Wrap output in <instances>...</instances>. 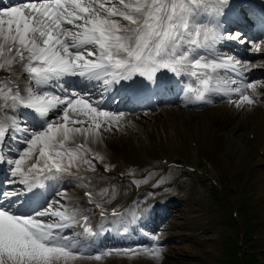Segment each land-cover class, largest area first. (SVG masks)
<instances>
[{"label": "snow or ice", "instance_id": "1", "mask_svg": "<svg viewBox=\"0 0 264 264\" xmlns=\"http://www.w3.org/2000/svg\"><path fill=\"white\" fill-rule=\"evenodd\" d=\"M231 11L230 0H23L0 7V71L7 73L0 76V163L9 166L5 183L14 186L0 189V264H68L77 255L107 254L89 239L98 235L90 217L66 202L68 188L45 190L46 182L69 176L90 187L71 169L95 172V161L104 160L91 147L103 141L99 130H119L125 113L108 108L116 102L105 98L110 88L159 87L171 73L188 103L208 102L211 94L238 108L256 102L264 85L248 82L249 64L218 47L241 37L224 30ZM258 22L264 30V12ZM69 77L100 94L73 87ZM85 196L94 202L93 192ZM95 206L106 219L102 204ZM138 250L158 253L155 243L115 251Z\"/></svg>", "mask_w": 264, "mask_h": 264}, {"label": "bare ground", "instance_id": "2", "mask_svg": "<svg viewBox=\"0 0 264 264\" xmlns=\"http://www.w3.org/2000/svg\"><path fill=\"white\" fill-rule=\"evenodd\" d=\"M255 53L258 54V52ZM255 84L258 86L261 85L259 82ZM78 87H87L90 88L95 95L100 94L98 88L87 85L86 83ZM176 91L177 88H174L168 91V93L171 97H174L173 99H178V106L182 108V106H185V102L182 98L179 99L174 96ZM263 93L264 89L258 87L255 94ZM231 98L232 100L238 99L234 94L231 95ZM262 105L264 106L263 100H257L252 106L245 104L240 108L236 107L234 103L230 105H218L216 110H213L210 115H207L206 122L203 121V125L194 126L195 133L191 134L189 137H187V134L193 132V130L188 119L182 122L180 114L183 111L166 110L159 112L156 116H152L148 113L145 114V118L147 119L146 122H152L151 130L147 128L148 125L142 120L139 121L140 126H137L133 122L122 119L119 130H117L116 127H112L110 130L107 127H102L99 130L103 137L102 143L91 145V147L99 151L104 157L109 155L113 158V156L116 155L118 158L121 157L123 162L129 163V160L144 159L147 157V154L156 158V151H154L152 147H156L161 153L164 150L180 153L184 152L185 145L188 141H195L201 153H206L207 157L215 160L219 166L227 165L230 158L235 157V159H238L246 155V153L242 155L244 153L241 151L242 146L239 145L233 137L226 135L227 128L231 124H234V121L240 120L243 124L238 126V128H242V130H245V128L250 131L252 130L256 133V136H258L259 133H264V107ZM21 112L27 113L24 109H21ZM236 116H239V118H235ZM81 119H83V117H81ZM201 119L202 118H195L198 122H200ZM247 119H250L248 125H246V123H248ZM255 122L256 124L251 126ZM74 126L79 127L80 125L77 124ZM84 126L87 127L88 125L85 124ZM77 141H82V138L77 137ZM254 159V162L250 165L257 164L261 167L264 164V161L259 158L255 157ZM150 165H152V161ZM112 167L114 168L113 171H120L121 169V165L118 163L113 164ZM96 170L98 171L87 172L83 170L82 167L79 170L73 167L71 171L75 175L82 177L83 183H90V187H81L72 178L60 182L50 181V188L46 195L54 194L57 188L67 187L66 202L71 206L82 201L80 194L83 190L93 189L97 192L96 200L100 197L102 198L110 193L112 188L104 187L105 181H108L107 176L102 178L101 169L96 167ZM5 171L8 172L9 178V166L6 163ZM256 178L259 183L258 187L261 188V197L264 198V176L258 173ZM68 181L72 182L69 183ZM95 183H99V185L97 186ZM5 186V188L14 187L7 184H5ZM166 186H164L162 190L167 188ZM182 187L184 186L175 185V188L169 189L166 198H160L155 208L150 201L142 222L149 230V233H146L144 236L122 240L124 249L134 246L137 240H141L142 243L148 245L155 243L157 247L159 244H164V248L161 250L158 248V253H142L139 258L127 254L121 257H115L104 263L97 262L95 257L88 259L85 256L77 255L74 259L69 260L68 264H217L214 245L217 239L216 236H208V234H205L203 238L194 237L192 224L195 222L193 218H196L197 215L189 211V207L185 205L186 201L181 199L177 200V198H167L170 195L177 194V191H175L177 188H179L178 191L180 192L184 191L185 188ZM103 190H107L106 194H102ZM171 206L178 208L177 211L174 209L170 212L168 209ZM131 208L132 207L127 208L121 217L114 218L112 222L134 219L135 212L132 215ZM172 212H176V214L171 215L173 214ZM169 214L171 218L166 220L167 217H165V215L168 216ZM151 219H154V221L151 222ZM102 222L105 223L106 221ZM152 235H156L159 238L158 242H153L150 239ZM93 247L98 250L97 246ZM130 257L133 258L130 259ZM156 259L160 260L156 261Z\"/></svg>", "mask_w": 264, "mask_h": 264}, {"label": "rangeland", "instance_id": "3", "mask_svg": "<svg viewBox=\"0 0 264 264\" xmlns=\"http://www.w3.org/2000/svg\"><path fill=\"white\" fill-rule=\"evenodd\" d=\"M255 43H259L262 48H264V38L256 39L253 42H249V45L244 46L241 48L242 55H235V51L231 52L228 51L225 56H231L235 59H239L241 63L247 62L249 64V69L246 70L245 75L247 77L248 82H259L261 85H264V51H255L253 50L252 45ZM255 52H258L255 53ZM257 54V55H256ZM221 75L223 76V72H221ZM251 92V90H249ZM231 104L230 102H224L222 104ZM218 103H213L211 107L205 108L200 111H186V114L181 115L182 120L187 121V119L190 121V125L194 128V125L198 121L194 118H202L200 121L206 122L207 115H210L213 110H216V105ZM170 107V108H168ZM171 107H175L174 105L170 104H162L153 108H143V109H136L133 111H128L125 109H119L120 111H123L125 113V116L123 119L135 123L137 126L139 125V121L142 120L145 122L148 126L147 128L149 130L152 129V122H146L147 119L145 118V114H151L152 116H156L159 114V112L162 111H168L172 110ZM174 110V109H173ZM180 110L183 111V108H180ZM196 112V113H195ZM235 118H239V116H236ZM237 120V119H236ZM204 122H201L203 125ZM246 125L250 123V119H247ZM256 123V122H255ZM255 123H253L251 126H254ZM243 123L238 121H234V124H231L227 128V134L228 136L233 137L235 141L239 145L242 146L241 151L244 153L242 157L240 158V161L237 162L238 165H234V162H229L227 165H221L217 164L215 160L213 162L205 163L204 160L201 158L200 155L195 157L189 156V150H184V152H175V153H169L165 150L164 154L169 156L173 161L187 163L193 167H198L200 170L207 172L211 176L217 178V179H223L224 181V188L226 191L224 192L227 200L225 201V198L221 194H214L212 192V188L209 186L208 183L204 179H198L200 182V186L198 189L194 192L191 188L193 182V179L188 177L184 172L176 170V173H180L179 180L174 181L173 178L176 175L172 174L173 170H170L172 173H168L162 177H159V173L156 174V169L159 165V156L156 155V158L153 156L147 154V157L144 159H138V160H129V163H124L126 170L128 171V174H130V182H140L143 186V193L140 197L143 202H146L147 200L151 199H160L165 198V195H167V192H169V189L175 188V185H181L184 186L182 188H185L184 191H181L180 196L170 195L169 198H177L186 201L185 205L186 207H189V211L195 215H197L196 218H193L195 221L192 224V231L194 237L203 238L205 237V234L214 235L216 236V241L214 243L215 245V252H216V262L217 264H239L237 261H234L232 256H229L228 254H231L230 252L224 251V244L230 243V246H233L231 241L240 240L237 235V225L236 223L230 218L229 211L232 209L231 206H238L241 207L239 210L240 213V220L242 219L248 226V230L255 236H259L260 239L257 240H250L248 239L243 240L245 243L243 250L246 253H253L255 250L260 251V248H263L264 244V202L260 195H258L257 191V185L258 180L256 178V175L263 174L264 176V165L260 168H256L253 170L251 168L250 164L254 162V158L256 157L255 149L256 147H252L248 137H247V131H250L245 128V130H242V128H238V126L242 125ZM245 124V123H244ZM199 125V126H200ZM195 132V131H194ZM188 147V145H187ZM153 153V152H152ZM154 154V153H153ZM121 158H118L113 156H106L104 157V161L107 162L108 165L119 163V160ZM117 160V161H116ZM152 161V165H150V162ZM145 165V167H144ZM83 168V167H82ZM85 169V167L83 168ZM86 170V169H85ZM162 178V179H160ZM157 180V181H156ZM169 180H173L174 183L171 184ZM153 181H156L157 183L155 185H151ZM167 185V186H166ZM128 187L126 190V187L123 188H115L113 187L110 192L109 198L107 202H111L114 200V196H117V194H121L125 197V199H128L130 192H131V186L126 184ZM166 186L167 188H162ZM174 186V187H173ZM167 189V190H166ZM179 188L175 189V191L178 192ZM176 193V192H175ZM109 202V203H110ZM242 202V206H239V204ZM178 208L171 207L169 211H173ZM174 215L176 212H172ZM171 215H168L166 218L167 220L171 218ZM224 218V221L222 219ZM253 220L261 221L258 225H253ZM211 228L207 231L202 232L205 228ZM223 238V239H222ZM164 244H160L158 247L161 250L164 248ZM142 253H146L143 250L134 251L133 257L139 258ZM125 254H108L107 256L101 258L99 260L95 259L97 262L104 263L105 261H110L115 257H121ZM228 255V257H227ZM92 257H95L93 255ZM91 257V258H92ZM103 257V258H102ZM133 257H130L133 258ZM88 259H91L87 257ZM134 260V259H132ZM160 259H156V261H159ZM247 260V261H246ZM257 260H259L260 264H264V255L258 254ZM245 264H251L249 263V260L247 257L244 259Z\"/></svg>", "mask_w": 264, "mask_h": 264}]
</instances>
